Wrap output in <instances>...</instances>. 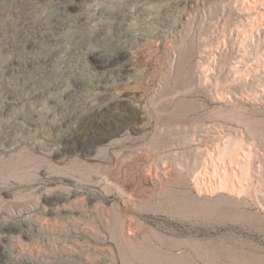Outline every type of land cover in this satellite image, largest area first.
Returning a JSON list of instances; mask_svg holds the SVG:
<instances>
[{
  "label": "rangeland",
  "instance_id": "obj_1",
  "mask_svg": "<svg viewBox=\"0 0 264 264\" xmlns=\"http://www.w3.org/2000/svg\"><path fill=\"white\" fill-rule=\"evenodd\" d=\"M75 1L60 29L63 2L0 0V264H264V0ZM125 1L122 41L141 44L117 80L74 52L75 21ZM21 34L35 58L11 51ZM48 34L63 39L49 71ZM92 72L138 119L62 151V119L100 101Z\"/></svg>",
  "mask_w": 264,
  "mask_h": 264
},
{
  "label": "bare ground",
  "instance_id": "obj_2",
  "mask_svg": "<svg viewBox=\"0 0 264 264\" xmlns=\"http://www.w3.org/2000/svg\"><path fill=\"white\" fill-rule=\"evenodd\" d=\"M57 1L63 2V4L59 8V17H56L53 21L56 27L64 29L72 21L69 18L71 11L80 8V5H78L75 0ZM134 1L144 2L146 0H130L129 3ZM125 11L126 1L124 2V5L118 7V9L102 7L94 15L79 16L75 21V28H77L76 31H78L75 32L78 34L79 41L76 46L77 50H74V52L76 54H81L87 59L90 57L93 58L95 60V63L91 66V68L97 70H110L115 74L117 80H130V78L135 75V63L131 59V55H133L131 51L134 49H139L137 44H141L140 42L137 44H126V41H122L124 38L130 35L128 34L126 29L129 17L127 14H125ZM13 13V15L16 17V22H18L22 26L23 30H31L32 32H35L36 29H38L40 26L42 27V24L38 23L37 21H32L29 15L25 14L22 10L15 11ZM90 20L96 23L98 31L95 35L90 34V32L84 30L81 31L82 27H84V24L88 23ZM141 33L146 35L149 33L157 36L159 35V32H150L148 29L142 30ZM143 34H141V36H137V38L142 41L145 40V37L142 36ZM109 35H113V37H109ZM44 42L47 45L49 44V46H51V49L46 55L39 57L46 59H42L38 63L41 67L43 66L49 71L48 66L50 60H48L47 58H57L59 54L63 52L62 45L60 46V44L63 43V39L62 37L59 38L56 35L48 34L44 36ZM38 47L37 44L31 40V37L21 34L18 39H15L13 41L11 51L15 52V54L18 53L16 54V56L23 55L24 58H35V56L33 55L35 54L34 49ZM16 56H13L11 58H17ZM134 56L138 57L137 54H135ZM18 63H20L19 60H14L12 61V66L14 67ZM34 63L35 62L33 61H28V64L31 67L35 65ZM12 66L10 65V68ZM92 76L94 77V82L90 86H92L95 92H97L96 94L100 95L101 91L103 89H106L105 84L108 82V80L100 77V74L96 72H92ZM74 80L75 84L78 87L84 86L82 81H80L79 79ZM65 96L69 97L70 94H66ZM100 96V101L98 100L99 103L90 104L87 111H80L73 116L70 115L62 119L61 125L65 128V131L60 136L62 142V145L60 146L62 148V151L74 150L78 147L81 148L83 147V145L89 144L90 141L92 142L93 139H105L104 141H108L110 138L108 139L107 136L109 135L110 130L114 132V135L120 134L124 132L127 127L136 123L138 117L130 104H128L129 100L125 98V96H127V93L122 92L120 94L118 93V95H116L115 93V95L107 94ZM233 148L235 149V147ZM230 150L231 147H228L227 151ZM231 182L225 184L224 190L239 195L238 193H240L243 189H240V187H238L234 181L233 183ZM98 197H92V199H97ZM0 231L5 234L9 231V228L2 227Z\"/></svg>",
  "mask_w": 264,
  "mask_h": 264
}]
</instances>
